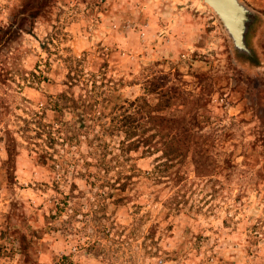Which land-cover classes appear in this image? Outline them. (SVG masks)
<instances>
[{
	"label": "rangeland",
	"instance_id": "rangeland-1",
	"mask_svg": "<svg viewBox=\"0 0 264 264\" xmlns=\"http://www.w3.org/2000/svg\"><path fill=\"white\" fill-rule=\"evenodd\" d=\"M241 1L254 12L251 56L234 50L203 0H47L12 37L4 32L28 0H0V264H264V0ZM84 54L88 71L123 85L122 97L140 96L141 85L178 89L182 106L170 115L197 117L194 135L216 139L219 163L199 170L201 180L191 173L179 214L146 195L137 213L132 203L116 208L73 168L61 176L40 164L31 144L8 162L6 133L44 110L64 59ZM72 182L86 199L51 217ZM157 190L161 201L171 194Z\"/></svg>",
	"mask_w": 264,
	"mask_h": 264
},
{
	"label": "trees",
	"instance_id": "trees-1",
	"mask_svg": "<svg viewBox=\"0 0 264 264\" xmlns=\"http://www.w3.org/2000/svg\"><path fill=\"white\" fill-rule=\"evenodd\" d=\"M46 5L47 0H28L4 33L12 37L18 31L23 32L29 19L39 17ZM247 40L249 43V35ZM85 55L67 56L62 85L42 105L44 110L35 113L31 120L19 118L24 123L20 133H6L8 162H14L19 146L31 144L40 164L57 169L60 175L65 172L63 169L73 168L75 177L84 182L88 192L97 187L99 193L95 196L102 201L110 199L116 208L132 203L137 213L140 206L134 200L146 195L160 202L167 216L179 214L186 201L187 187L195 182L191 173L201 180L199 170H211L219 163L214 152L216 139L194 135L193 129L201 126L197 117L178 119L170 115L182 106L178 89L141 85L140 96L122 97L123 85L106 80L104 72L88 71L90 62ZM255 63L258 62L254 60L251 64ZM43 78L46 82V77ZM47 111L51 112L49 121ZM29 132L34 136L28 135ZM151 157H155L152 167L142 170L138 161ZM160 185L171 189L163 201L157 190ZM204 186L211 188L212 195L219 193L212 182L206 181ZM86 193L87 190H79L72 182L70 192L54 202L51 217L66 211L75 213L76 200L86 199Z\"/></svg>",
	"mask_w": 264,
	"mask_h": 264
},
{
	"label": "water",
	"instance_id": "water-1",
	"mask_svg": "<svg viewBox=\"0 0 264 264\" xmlns=\"http://www.w3.org/2000/svg\"><path fill=\"white\" fill-rule=\"evenodd\" d=\"M220 20L227 36L238 53L251 56L247 34L254 22V12L241 0H203Z\"/></svg>",
	"mask_w": 264,
	"mask_h": 264
}]
</instances>
